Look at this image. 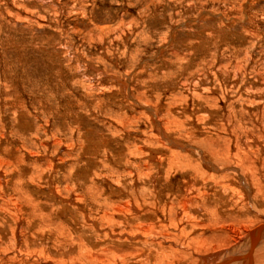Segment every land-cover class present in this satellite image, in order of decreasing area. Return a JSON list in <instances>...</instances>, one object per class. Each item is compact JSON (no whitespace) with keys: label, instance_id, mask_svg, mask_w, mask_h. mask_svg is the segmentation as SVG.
Returning a JSON list of instances; mask_svg holds the SVG:
<instances>
[{"label":"rangeland","instance_id":"obj_1","mask_svg":"<svg viewBox=\"0 0 264 264\" xmlns=\"http://www.w3.org/2000/svg\"><path fill=\"white\" fill-rule=\"evenodd\" d=\"M261 223L264 0H0V264H202Z\"/></svg>","mask_w":264,"mask_h":264},{"label":"bare ground","instance_id":"obj_2","mask_svg":"<svg viewBox=\"0 0 264 264\" xmlns=\"http://www.w3.org/2000/svg\"><path fill=\"white\" fill-rule=\"evenodd\" d=\"M203 151V150H202ZM196 167V166H195ZM194 170V169H193ZM146 174V173H145ZM170 176V175H169ZM190 180V179H189ZM150 185V184H149ZM119 188V187H118ZM149 189V188H148ZM147 189V192H149L150 190ZM161 192V191H160ZM164 192V191H163ZM162 192V193H163ZM157 193H155L156 195ZM163 195V194H162ZM153 196V195H152ZM190 197V196H189ZM192 198V197H191ZM149 199V198H148ZM143 201V200H142ZM199 201V200H198ZM5 202V201H4ZM6 203V202H5ZM149 203V202H148ZM147 203V204H148ZM189 203V202H188ZM150 204V203H149ZM148 204V206H149ZM154 204V203H153ZM161 204V203H160ZM121 205V204H120ZM137 205V204H136ZM135 205V206H136ZM162 205V204H161ZM128 206V205H127ZM138 206V205H137ZM154 206V205H153ZM150 206V207H153ZM182 206V204H181ZM132 207V206H131ZM168 207V206H167ZM186 207V206H185ZM122 208V206H121ZM130 208V207H129ZM128 208V209H129ZM140 208V207H138ZM183 209V207H181ZM127 209V210H128ZM133 209V208H132ZM142 209V208H140ZM162 209V207H161ZM171 209V208H169ZM155 210V209H153ZM138 211V209H137ZM165 211V209H164ZM125 212V211H124ZM166 212V211H165ZM126 213V212H125ZM130 213V212H128ZM150 213V212H149ZM153 212H151L152 214ZM161 213V212H160ZM163 213V211H162ZM120 215V214H119ZM123 215V214H122ZM126 216V215H124ZM127 217V216H126ZM186 218V217H185ZM132 219V218H131ZM151 229V228H150ZM147 230V229H146ZM264 235V223L259 224L257 227H254L253 229H251L248 234H247V247L246 249L243 248V252L240 251L241 253H237V252H232L231 254H229L226 257H223L220 259H214V257L212 258L213 260H209L208 262H206L205 258L203 259V263L202 264H254V256L256 254L257 251H259L262 248V240L261 237ZM264 237V236H263ZM238 241V240H237ZM237 243V242H236ZM264 243V242H263ZM246 244V243H245ZM240 250H241V245H240ZM237 251V250H235ZM239 252V251H238ZM228 254V253H227ZM216 255V253H215ZM256 257V256H255ZM256 262V260H255ZM199 264V263H198Z\"/></svg>","mask_w":264,"mask_h":264}]
</instances>
